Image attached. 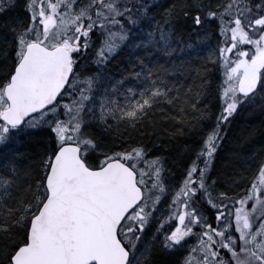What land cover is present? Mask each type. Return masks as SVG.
<instances>
[{
	"label": "snow or ice",
	"instance_id": "1",
	"mask_svg": "<svg viewBox=\"0 0 264 264\" xmlns=\"http://www.w3.org/2000/svg\"><path fill=\"white\" fill-rule=\"evenodd\" d=\"M249 106L264 0H0V264H264Z\"/></svg>",
	"mask_w": 264,
	"mask_h": 264
},
{
	"label": "trees",
	"instance_id": "2",
	"mask_svg": "<svg viewBox=\"0 0 264 264\" xmlns=\"http://www.w3.org/2000/svg\"><path fill=\"white\" fill-rule=\"evenodd\" d=\"M157 2L165 3V0H157ZM201 54L206 55L207 50L205 49ZM127 56L128 51L124 50L121 52L120 56L116 57V59L112 62L110 70L113 74L119 75L123 68L129 66L127 64ZM160 62L164 63V59L161 58ZM180 79L183 80L184 77H180ZM259 103L260 102L257 101V104ZM239 117H243V120H239ZM263 124L264 113H262L258 107L249 106L236 114L235 119L232 121L228 130L227 138L220 150L221 156L224 158L220 161V164L224 165L229 173L231 171V165H226L225 161H232L233 163L243 164L247 167V163H245V161L250 162L253 159V153L261 150L259 143L262 136L264 137V129L262 127ZM180 139L182 140L185 138L181 137ZM19 147H21L22 151L26 147L33 153L38 152L39 134H37L35 138H30L25 141V144ZM180 148H182V144H180L179 141L174 142L173 149L179 151ZM3 152V147H0V154H3Z\"/></svg>",
	"mask_w": 264,
	"mask_h": 264
},
{
	"label": "rangeland",
	"instance_id": "3",
	"mask_svg": "<svg viewBox=\"0 0 264 264\" xmlns=\"http://www.w3.org/2000/svg\"><path fill=\"white\" fill-rule=\"evenodd\" d=\"M212 43L214 44L215 43V41L213 40L212 41ZM210 47V46H209ZM258 102H260V101H258ZM239 120H243V117H239L238 118ZM250 121V120H249ZM263 129H264V124H263ZM261 131V130H260ZM259 146L261 147V150L259 151V152H254L253 154H259V155H261V156H264V151H263V149H264V137L262 136V139L260 140V143H259ZM263 151V152H262ZM254 156V155H253ZM253 156H252V158H253Z\"/></svg>",
	"mask_w": 264,
	"mask_h": 264
}]
</instances>
